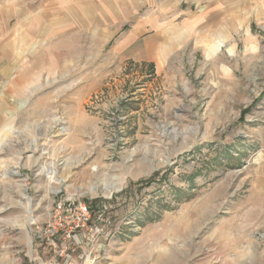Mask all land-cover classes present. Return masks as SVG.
<instances>
[{
	"label": "rangeland",
	"instance_id": "rangeland-1",
	"mask_svg": "<svg viewBox=\"0 0 264 264\" xmlns=\"http://www.w3.org/2000/svg\"><path fill=\"white\" fill-rule=\"evenodd\" d=\"M225 15L167 60L118 36L25 94L0 85V264L32 263L60 188L100 196L128 264H264V0Z\"/></svg>",
	"mask_w": 264,
	"mask_h": 264
},
{
	"label": "crops",
	"instance_id": "crops-1",
	"mask_svg": "<svg viewBox=\"0 0 264 264\" xmlns=\"http://www.w3.org/2000/svg\"><path fill=\"white\" fill-rule=\"evenodd\" d=\"M253 0H245L250 4ZM241 0H0V85L25 94L47 71L80 65V52L167 60L185 37H218ZM194 5L206 11L193 10ZM85 61H88L85 59ZM161 64V63H160ZM5 116L0 115V122ZM1 133V131H0ZM128 264L114 257L110 264Z\"/></svg>",
	"mask_w": 264,
	"mask_h": 264
},
{
	"label": "built area",
	"instance_id": "built-area-1",
	"mask_svg": "<svg viewBox=\"0 0 264 264\" xmlns=\"http://www.w3.org/2000/svg\"><path fill=\"white\" fill-rule=\"evenodd\" d=\"M54 197L50 219L36 237L31 264H110L113 232L120 226L107 213L108 206H94L100 196L85 201L60 188Z\"/></svg>",
	"mask_w": 264,
	"mask_h": 264
}]
</instances>
